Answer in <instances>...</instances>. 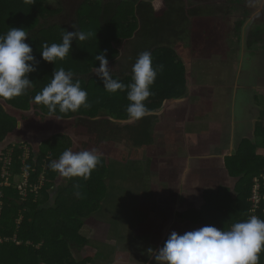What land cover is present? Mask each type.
Listing matches in <instances>:
<instances>
[{"label":"trees","instance_id":"1","mask_svg":"<svg viewBox=\"0 0 264 264\" xmlns=\"http://www.w3.org/2000/svg\"><path fill=\"white\" fill-rule=\"evenodd\" d=\"M45 1L35 0L34 3H29L27 0H12L9 3L8 0H0L4 11L11 9L9 13L12 19L11 23L7 24V14L0 7V35L5 34L10 27H23L25 31L28 30L25 42L31 45L32 54L39 62L36 65V71L28 74V78L32 80V87L25 94L12 98L13 101L0 98V127H4L5 132L7 131L5 125H16L18 121L9 113L10 105L26 111L27 106L31 107L32 104L35 113L33 119L37 120L36 123L32 122V127L30 126L31 140L19 136V140L0 149V201L2 203L0 264H84L90 261L91 253L98 258L97 264H117L115 261L116 247L112 250L101 251L99 243L93 245L92 240L80 234L85 216L80 214V211L82 213L85 209V204L91 205L93 200L96 204L98 199H102L103 192L97 195L100 191L97 183L103 180H109L111 183L118 180L121 183H127L130 180L135 190L140 192L147 187V184L149 185L144 180L141 185L140 181L148 173L147 168L151 165V159L145 158L143 170L142 163L139 161L135 164L133 158L138 152L140 155L144 152H154L156 144L154 131L155 135L156 132L158 133L153 122L154 113L162 107L164 101L185 95V77L188 67L181 53L186 48H191L193 54V48L195 51L200 48L209 23V20H201V18L208 14L200 6L186 3L184 0H162V6L158 9H154L153 4L158 3L159 0H150V2L149 0H72L71 3H69L71 0H67V4L72 5L71 9L65 7V2L56 0L57 6L52 10L50 7L54 2L51 1L44 6ZM74 5H77L75 9H73ZM72 22L76 24L75 27L78 30L82 31V27L85 28L84 32L89 30L91 33L85 41L77 39L71 42L72 44L79 41L81 54H70L63 60L57 59L53 63L42 60L40 57L42 46L45 43L48 45L61 43L65 30H74ZM106 29L108 33L95 46L96 35L92 31L96 30L97 34H101ZM58 31H62L61 36ZM261 31V28L252 30L250 32L252 34L248 35V40L244 41V46L249 49L254 44L263 42ZM119 42L128 46V55L123 59L128 67L124 66L117 75H110L125 86L132 83V66L139 53L149 51L154 68L163 65V70L157 71L156 79L150 86L152 95L144 101L150 114L138 120L131 119L126 111L130 103L127 99V87L124 91L117 90L115 93H110L103 87L102 79L92 75L91 72L95 67H99V61L95 60V56L101 51L105 52L108 62L120 55L116 48ZM60 68L66 71L71 70L74 73L73 82L79 81L81 88L87 92L89 106H81L76 112L62 113L58 109L56 112H49L46 106L34 102V96L50 82L52 73ZM23 96H26L25 100H22ZM17 102L23 106L19 107ZM18 117L21 122L32 118L23 113ZM258 118L259 120L255 122L254 133L259 141H255V138H244L234 152L224 158L225 168L236 180V194L232 196L230 193L224 197L221 188L218 192L206 189L202 193L204 203L205 200L207 202L218 200L217 204L219 203L213 211L204 210L205 215H210L212 219L207 220L204 215H201L202 210H194L196 215L193 218L190 212L186 213L185 218L203 226L213 225L223 230H228L233 223L247 220L252 215L264 220L262 210L264 201H261L260 208L255 211H252L249 201L253 177L264 173V155H258L255 152L257 145L264 147L263 109L258 114ZM74 119H77L78 124L83 125L86 130L95 134L100 145L97 144L92 149L100 154V162L92 170L85 189L82 184H78L76 177L59 178L58 172L49 167L52 160H57L64 150L73 147L70 135L61 130H66L67 123ZM4 130L3 133L0 130V143L4 140H2ZM40 130H45L51 135L49 140H52V143L47 149L36 143V134L38 135ZM7 136L10 135L6 134L5 138ZM119 145H121L120 148ZM109 147L115 148V154L112 153L114 149H109ZM24 148L29 150L25 162L29 167V182L34 186H37L40 181L42 184L37 190L31 191L27 188L26 194L22 195L17 186L21 183L19 176L26 171L21 168ZM80 150H85V148ZM125 153L128 155L125 156ZM107 156L113 161H119V174L114 175V170L106 162ZM2 158H5V162ZM6 159H9V162ZM44 164L46 170L43 171ZM3 172L5 176H2ZM5 177L9 178L10 184L7 185L4 182ZM115 178L117 179L114 180ZM96 181L98 182L95 184ZM260 182V192L264 194V180ZM74 185H79V192L84 202L79 200V197L77 201L64 200L66 194L71 191L69 188L73 187L74 192L78 191ZM146 191L143 193L148 198ZM48 195L51 196L49 199ZM62 202L66 206L67 204L73 206L71 214H66V207L62 214L65 223H72V226L64 223L65 226L62 229L52 230L51 225L48 226L49 229L45 228L44 224L48 225V222L43 223L42 220L54 211V206L51 205H59ZM46 207L50 208L49 212H46ZM92 210L93 208L89 211L85 209L87 214ZM134 212L138 214L137 210ZM180 215L182 216V212ZM37 243L42 245L36 246ZM88 244L94 247L93 252L89 253L92 246ZM132 245L131 242L123 244L121 249L122 251L129 249ZM56 246L62 249L69 246L70 249L77 248L80 251H75L76 254H73V250L56 253L54 250ZM99 254L105 256L101 262ZM259 257V264H264V250L261 251Z\"/></svg>","mask_w":264,"mask_h":264},{"label":"rangeland","instance_id":"2","mask_svg":"<svg viewBox=\"0 0 264 264\" xmlns=\"http://www.w3.org/2000/svg\"><path fill=\"white\" fill-rule=\"evenodd\" d=\"M53 1L54 3L51 5L50 9H55L57 4L56 0H46L44 3V6L49 4V2ZM66 3L65 7L72 8V5L67 4V0H60ZM186 3H192L194 5H198L203 9L208 16H205L204 18H201V20H209L208 23V29H206V34L203 37V41L200 44V48L197 49V51L193 50V54L191 53V48H186L182 51L181 57H183V60L186 62L187 65H189V70H191V75L189 79V86L190 90L189 93L202 92V95L199 96V99H206L208 96V90H214L216 91V100H219L220 102H217L218 104L214 103H206L204 106V112H201L200 116H204V118L208 117L210 119L215 118H225L226 113V107H227V100L224 101V105H221V100H224V90L222 89V85H225L228 83V75H232L236 73V71H240L241 77L239 78L240 83L245 81L246 83H251L252 87L248 90V93H238L236 96L235 102L232 103V95L229 94V106L232 109L228 110L229 116H233L237 114V108L241 105V101L239 99V96H244L246 100V96L249 99V101L252 103V108H248V113H250L251 117H253L254 113L257 107L258 111L257 114H259V109L264 110V43H258L255 46H253L251 49H246L244 44H242V48L238 50V42L235 40V35L237 36V29H235L236 22L239 20H252L249 21L251 24L255 25H263L264 24V11L260 13L261 9H264V0H184ZM9 3L12 2V0H8ZM69 1V3H71ZM7 6V5H6ZM77 5H74V8H76ZM2 7V5H0ZM10 10L7 9V11L3 10L7 14V24H10L12 19L10 18ZM69 11V10H68ZM67 11V12H68ZM3 13V12H2ZM72 12L69 16H71ZM262 17H261V16ZM204 16V15H203ZM65 20V18H64ZM249 24V23H248ZM73 26H76V24H73ZM82 31L85 30V28H82ZM249 30V29H248ZM244 31V29L242 30ZM28 32V30L26 31ZM89 32L90 31H86ZM62 31H58V34L61 36ZM96 35V38H94L97 46L98 41L103 39V36H105L108 33V30L106 29L104 33L97 34L96 30L92 31ZM245 34V33H244ZM239 38V36H237ZM62 43V42H61ZM81 44L79 43H72V47L70 50V54H77L80 55L82 52V49L79 48ZM178 45V43H177ZM116 48L118 52H120V55L113 58V60L108 62V67L110 74H119L120 70H123V67L128 65L125 64L123 61L124 56L128 55V46H125L122 42L117 43ZM194 52H196L194 54ZM198 70V71H196ZM212 70H217V73L214 74L211 72ZM92 75L97 76L95 74V68L91 71ZM203 72V73H202ZM98 77V76H97ZM197 83H200L202 85L197 87ZM205 85V86H204ZM204 86V87H203ZM188 87V86H187ZM219 87V88H218ZM30 89V88H29ZM187 95L189 97L190 95ZM226 93V92H225ZM187 94V93H185ZM240 94V95H239ZM226 95V94H225ZM26 96L22 97V100H25ZM197 102L196 98H192L190 101ZM10 101H13V99H10ZM10 105V104H9ZM17 105L23 106V104L17 102ZM228 106V107H229ZM214 109L217 111L216 113L209 114L211 110ZM9 113L12 114V116H15L17 121V126L14 124L5 125L6 132L3 128L0 127L1 132L3 133V130L5 134L2 135V140L6 139L7 142L14 143L15 141L19 140L18 137L21 136L23 139H29L31 140V131L30 126L32 127V122L36 123V119H33L35 117L34 110L31 107L27 106V110L25 113L19 109L14 108L10 105V108L8 109ZM26 114L29 117V120L21 122L19 119V114ZM163 117V115H162ZM176 117V116H175ZM257 117V115H256ZM158 119H161V116H158V113H154L153 122L156 123ZM166 120L164 121L165 126L160 127V131L158 132L160 135L163 136V132H166L164 143L167 142L170 147L175 149L178 155L176 158H172L173 156H167L166 159H168L169 163H172L175 161L179 162V166H182L183 164L181 161H184L185 165L187 167H190V170L187 169L183 172V169L180 168V172H178V177H184L187 178L189 174L191 173L190 178L194 177V174L192 171H194L195 175H197V170L201 171L202 168L207 167L208 171L210 173L216 174V176L220 177V182H224V185L222 186L221 190H223V193L228 194V189L230 190L231 186L234 183V178L228 173L227 168H225L224 165V158L225 155L232 153L233 148H230V144L227 142H224V144H210L207 142V140H203L206 144H199L195 146V150L200 153H205V158L202 156H197V154H194L192 148L194 145V140L197 139L193 135V137H188V135L184 134L181 135V141L174 142L172 140L176 139L178 136L177 134L171 132L170 130L174 129V125L177 123L175 121V118L172 115H168ZM259 120V118H256ZM32 120L31 122H29ZM254 120V121H257ZM76 123V125H75ZM255 123V122H254ZM16 126V128H15ZM18 127V128H17ZM29 127V129H28ZM67 128L66 130H61L62 132L69 134L71 137V142L73 144V147L71 150L73 152L81 151L80 149L85 150H92L95 148V146L99 142L97 140L98 137L86 130V128L83 125L78 124V120L74 119V121H70L65 126ZM12 130V131H10ZM45 131V130H44ZM41 131L39 134H36V143L40 146H42L44 149H47L52 143V140H49L50 133L47 131ZM20 133V134H18ZM6 134H9V139L5 136ZM8 139V140H7ZM163 139V137H162ZM203 139V138H202ZM224 139V136L223 138ZM154 140H155V131H154ZM162 141V140H161ZM199 141V140H197ZM9 143H6L5 141L0 144V149L2 150L4 147H6ZM236 146V147H235ZM235 149L237 148V145H235ZM121 145H119V148ZM109 149H114L113 154H115L116 150L115 148L109 147ZM234 149V150H235ZM232 151V152H231ZM146 153V154H145ZM128 153H125V156H127ZM149 157L151 159V165L148 166L147 170L148 173L146 176L141 179L140 183L142 185V180L145 181L147 184L146 188L143 189V191H136L134 184L131 183V181H127V183H121L118 181H112L109 182V180H103L101 182L96 181L97 187L100 191H98L97 195H100V192L102 193V199H98L96 201L93 200L92 204H85V209L89 211L91 208L93 210L91 212L86 213L85 209L82 210V213L80 211V214H84L83 217V225L80 229V233L84 234V231H92L91 235H89L88 239L93 241V245H97L99 243L100 250H112L115 247L116 249V255H115V261L117 264H156V262L147 254L148 248L157 249L163 245L165 240L167 239L169 233H166V231L162 230V213H166V208L163 205L162 196L164 193H161L160 188L162 187L160 184L169 183V177L171 180V177L173 180L171 183H175V180L177 178H174L172 175H165L163 178L161 177L162 173V165L165 162L166 159H162V154H154V152H144V154H141L138 152V154L133 158L135 161V164H138L139 161L144 165L145 161ZM113 158V157H112ZM106 162L112 167V170H114V175L119 174V161H113V159H110L109 156H107ZM111 162H109V160ZM2 161L5 162V158H2ZM109 162V163H108ZM122 166V165H121ZM129 167V166H127ZM175 170V164L172 166ZM194 167V168H193ZM43 171L46 170V165H43ZM164 169V167H163ZM203 170V169H202ZM58 177L65 179V177H62L58 173ZM117 177V176H116ZM77 182L78 184H82L83 189L87 186V180L84 178H79ZM118 178V177H117ZM115 178L114 180H116ZM138 181V179L136 180ZM139 184V183H138ZM139 187V185H137ZM228 186V187H227ZM149 187V188H148ZM165 187V186H164ZM81 188V186H80ZM148 188V189H147ZM71 190L66 196L64 197V200H78V197L75 195L73 187L69 188ZM145 190H147L148 198L146 197V194L143 193ZM220 190V191H221ZM79 191V189H78ZM169 191V190H167ZM172 192V191H171ZM159 193H161L159 199ZM139 197H137V195ZM51 196L48 195L47 198L49 199ZM90 198V197H89ZM174 198V196H173ZM204 200V198L202 197ZM79 200H82L84 202V199L82 197H79ZM225 200V199H224ZM89 201V200H88ZM182 200V204L185 206H182L179 208L182 209V218L178 221V224L184 223L188 220L185 219L186 213H191V218L195 217L194 210H202V214L206 217L207 220H211V216L205 215L204 210L213 211L215 206L219 205L217 204V201L209 200L207 202L205 200V203L201 205L200 207L197 206L196 202H200V197H194L192 195V198L190 201ZM82 202V203H83ZM185 202V203H184ZM214 205V206H213ZM66 207V214H71L73 211V206L70 204H67V206L62 202L61 204H55L54 211L50 212L51 215H49L46 219L42 220V222H48L51 225L52 230L63 228L65 224H69L72 226V223H68L63 220L62 214L64 212V208ZM95 207V208H94ZM157 207L159 208L158 212H156ZM212 207V208H210ZM46 212H49L50 208L46 207ZM135 210L138 211V214L134 212ZM200 215V216H201ZM170 220L172 218L175 219V216L173 214L169 215ZM174 219L172 222H174ZM187 219V218H186ZM176 222V219H175ZM191 222V221H190ZM189 225L191 226L192 224ZM65 223V224H64ZM141 226H144L140 228ZM188 226V225H187ZM187 226H181L182 230L180 234H183L184 232H187ZM66 228L71 229L69 226H66ZM90 229V230H89ZM180 229V226H179ZM85 236V235H83ZM119 241V242H117ZM129 242L133 243L129 249H125L122 251V245H126ZM123 243V244H122ZM42 244L37 243L36 246H41ZM88 246H92L88 244ZM69 249V246H67L66 250L61 251L64 253ZM77 249V248H76ZM74 250L71 248V250L80 251V250ZM94 251V247L92 246L90 248V252ZM79 255V254H78ZM100 262L105 259L104 254H99ZM146 260V262L144 261ZM148 260V262H147ZM98 258L95 257V254L91 253L90 261H86L84 264H97ZM154 262V263H153ZM106 264V263H103Z\"/></svg>","mask_w":264,"mask_h":264},{"label":"clouds","instance_id":"3","mask_svg":"<svg viewBox=\"0 0 264 264\" xmlns=\"http://www.w3.org/2000/svg\"><path fill=\"white\" fill-rule=\"evenodd\" d=\"M34 3L35 0H27ZM150 2V0H149ZM162 6V0L153 4L154 9ZM66 31L62 35V43H45L40 51V57L53 63L63 60L69 55L73 40L85 41L91 33L78 30ZM28 32L23 27H10L0 35V98L10 100L21 96L32 87L28 74L36 71L39 63L32 54L33 49L26 43ZM99 67L95 74L103 81V87L110 93L124 91L127 87L129 105L126 109L133 120L150 114L144 101L152 95L150 86L154 83L157 71L163 70V65L154 68L152 55L149 51L139 53L132 66V83L125 86L110 75L105 52L95 56ZM74 73L63 68L52 73L50 82L41 92L34 96V102L46 106L49 112H76L81 106H89L87 92L79 81L73 82ZM100 162V154L96 150H81L73 152L66 149L57 160H52L49 167L62 177L90 178ZM41 186V185H40ZM79 189V185H74ZM37 190V189H36ZM81 197L79 191L75 192ZM264 250V220L255 215L247 220L235 222L228 230L206 225L198 229L178 234L172 231L163 245L157 249L148 248L147 254L156 264H259V254Z\"/></svg>","mask_w":264,"mask_h":264},{"label":"crops","instance_id":"4","mask_svg":"<svg viewBox=\"0 0 264 264\" xmlns=\"http://www.w3.org/2000/svg\"><path fill=\"white\" fill-rule=\"evenodd\" d=\"M186 63V62H185ZM187 65V64H186ZM187 67H189V65H187ZM198 71V70H196ZM211 71V70H210ZM211 72H213L214 74L217 73V70H212ZM203 73V72H202ZM240 71H236V73L232 74V75H228V78L230 77V79H228V83L225 85H222V89L224 90V100H221V105L224 103L225 100H227V107H226V113H225V118H215V119H210L208 117L204 118V116H200L201 112H204V106L206 103H214L218 104L217 102H220L219 100H216V94L214 89L213 90H208V96L206 97V99H199V96L202 95L200 93L197 92H193V93H189V90L191 89L189 86V79H190V75H191V70H189L188 68V73L186 72V90H185V95H183L181 98H177V99H170V100H166L164 101L162 107L156 111L158 113V116H161V119H158L157 122L155 123L154 126L157 127L158 132L160 131V127H164V121L166 120L165 118L168 117V115H172L175 118V121H177V123L174 125V129L170 130L171 132L177 134L178 136L176 137V139L172 140L174 142H178L181 141V135H188V137H193V135L195 137H197L196 140H194V145H193V152L194 154H197L199 152H197L194 148L195 146L199 145V144H203L205 145L206 143L203 142V140H207L208 143L210 144H219L221 145L224 144V142H227L228 144H230V148H233V152L235 149V145L238 146L239 142L242 141V139L244 138H248V139H253L255 138V123L257 120L256 118L258 117L257 114V107H253L256 108L255 112L252 114H255L253 117H251L250 113H248V108H252L251 106V102L249 101V97L247 98L246 96V100L244 96H239V99L241 101V105L239 106V108H237V114L233 115V116H229L228 114V110L232 109V106L230 108L229 106V102L231 100H229V94L230 96L232 95V103L233 101L235 102L236 100V96L238 95V93H248V90L252 87L251 83H246L245 81L242 83H240L239 78L241 77L240 75ZM197 87L202 85L200 83L196 84ZM188 86V87H187ZM205 86V85H204ZM203 86V87H204ZM219 88V87H218ZM226 92V93H225ZM189 93V97H187ZM226 94V95H225ZM192 98H196L197 102L195 101H190ZM224 105V104H223ZM229 106V107H228ZM260 111L262 110L261 108L259 109ZM259 111V113H260ZM155 112V113H156ZM217 111H215L214 109L211 110V112L209 114H213L216 113ZM206 113V112H204ZM163 115V117H162ZM257 115V117H256ZM176 116V117H175ZM162 135H160L159 133L156 132L155 135V140H156V144H155V149H154V154H162V159H166L167 156H173L172 158H176V156L174 155H178L175 149H173L172 147H170L168 145L167 142L164 143L165 140V135L166 132L162 133ZM224 136V139H222ZM163 137V139H162ZM203 138V139H202ZM162 140V141H161ZM199 140V141H197ZM255 141H259L258 138H255ZM235 146V147H234ZM232 152V151H231ZM232 152V153H233ZM256 154L258 155H264V147H262V145H257L256 149H255ZM232 153H229L228 155H231ZM146 154V153H145ZM205 153H200L197 154V156H202L205 158ZM207 156V155H206ZM227 156V154L225 155ZM176 160H174V162L169 163L168 159L165 160V162L163 163V167H162V175L161 177L163 178L166 174L168 175H172L174 176V178H177L175 180V183H171V181L173 180V178L169 177L168 182L165 184H160L162 185V187H157L160 188V192L164 193L162 198L163 200V205H162V209L163 206L166 208V213H162L160 215H162V219H163V224H162V230L166 231V233H171L172 231H176L178 234H180L182 227L183 226H187V231H191L194 229H198L200 227H203L202 224H197L194 223L193 221L190 222L189 219H183L188 220L185 221L184 223H182V225L179 223L178 221L182 218L180 215V212H182V209L179 210L180 207L185 206L184 204H182V200H186V201H190V199L192 198V195L194 197H200L201 201L196 202L197 206L200 207L203 203L204 200L202 199L203 195V191L208 189L211 191H216L218 192V190L220 188H222V186L224 185V182H220V177L216 176V174L214 173H210L208 171V168H202L201 171L197 170V175H195L194 171V177L190 178L191 173L189 174V176L187 178L184 177H178V172H180V168L183 169V172L186 171L187 169L190 170V167H187L184 163V161H181V163L183 164L182 166H179V162H176ZM175 164V170L173 169L172 166H174ZM194 168V167H193ZM235 182L236 180H234L233 185L231 186L230 190L228 189V194L232 193V196H234L236 194L235 192ZM165 186V187H164ZM228 187V186H227ZM169 190V191H167ZM172 191V192H171ZM161 193H159V199H161L160 195ZM222 194L225 196H227V194L223 193ZM174 196V198H173ZM185 201V202H186ZM184 202V203H185ZM51 206H55L51 205ZM186 207V206H185ZM159 208L157 207L156 212H158ZM173 214L175 216V219L172 218V220L174 219V222H172V220H170L169 215ZM51 215V214H50ZM210 216V215H209ZM192 224L191 226L189 225ZM45 228L48 226H50V223H48V225H46V223L44 224ZM180 226V229H179ZM182 226V227H181ZM144 226H141L140 228H142ZM82 228V227H81ZM80 228V229H81ZM90 230V229H89ZM80 232V231H79ZM92 231H84V234L80 233L82 236L85 235L84 237H86L88 239L89 235H91ZM169 233V234H170ZM91 241V239H90ZM67 248V247H66ZM60 248L59 246H56L54 248L55 252H61L63 250H66ZM69 252H71V249H68ZM66 252V251H65ZM64 252V253H65ZM73 254H76V252L73 251ZM1 255V254H0ZM2 259L5 260L2 256Z\"/></svg>","mask_w":264,"mask_h":264},{"label":"built area","instance_id":"5","mask_svg":"<svg viewBox=\"0 0 264 264\" xmlns=\"http://www.w3.org/2000/svg\"><path fill=\"white\" fill-rule=\"evenodd\" d=\"M28 155H29V150L27 148H24V151L22 153V167L21 168L26 171L19 176L21 177V183L17 186L22 195L26 194L27 188H29L31 191L36 190L42 184V182L40 181L37 186L36 185L34 186L32 183L29 182V179H28L29 167L25 163L26 159L28 158ZM7 162H9V159L7 160ZM3 170H5V168ZM2 176H5V172L2 173ZM8 179H9L8 177H5V181H4L7 185L10 184V181ZM260 180H264V173L260 174L259 176L253 177V185H252L251 194L249 197L252 211L259 209L261 201L262 200L264 201V194L260 192V188H261ZM1 204L2 203L0 201V211H1ZM262 210L264 211V205L262 207Z\"/></svg>","mask_w":264,"mask_h":264},{"label":"flooded vegetation","instance_id":"6","mask_svg":"<svg viewBox=\"0 0 264 264\" xmlns=\"http://www.w3.org/2000/svg\"><path fill=\"white\" fill-rule=\"evenodd\" d=\"M263 11H264V9H261L260 13L263 12ZM262 18L264 19V17H262ZM249 21H252V20H248V21L247 20H239L238 22H236L235 29H237V36H239V38H237V36L235 35V40H236V42H238V50L237 51H239L240 48L244 47V46H242V44H244V41L248 40V35H251L252 33H250V32L252 30L256 29V28H261L262 29V31L260 33H261L262 38L264 39V24L263 25H258V24L257 25L254 24L253 25ZM243 29H244V31H242ZM259 43H264V41L263 42H259ZM256 44H258V43H256ZM256 44H254L253 46H255ZM245 48L248 50V48L246 46H245ZM251 48H249V49H251ZM7 138L9 139V136H7ZM4 141L6 143H9V142L6 141V139H4L2 142H4Z\"/></svg>","mask_w":264,"mask_h":264}]
</instances>
